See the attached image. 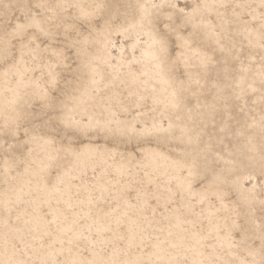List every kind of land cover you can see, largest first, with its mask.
<instances>
[{
    "label": "rangeland",
    "instance_id": "1",
    "mask_svg": "<svg viewBox=\"0 0 264 264\" xmlns=\"http://www.w3.org/2000/svg\"><path fill=\"white\" fill-rule=\"evenodd\" d=\"M84 1L87 13L75 0H0V233L10 250L0 242V264H12L9 253L23 264H69L73 255L79 264H264V0ZM23 66L21 79L31 82L5 118L2 76L14 84ZM98 103L112 114L102 109L99 122L81 115L80 105L90 112ZM43 141L52 157L41 188H62L72 152L85 145L108 153L109 167L72 169L69 205L22 199L3 207ZM149 152L165 159L156 171L145 168ZM116 162L123 173L113 171ZM36 213L50 232L27 220ZM97 218L108 226L100 232ZM71 220L80 238L53 241ZM175 235L184 248H168ZM154 243L169 249L165 262ZM48 247L53 258L35 254Z\"/></svg>",
    "mask_w": 264,
    "mask_h": 264
},
{
    "label": "bare ground",
    "instance_id": "2",
    "mask_svg": "<svg viewBox=\"0 0 264 264\" xmlns=\"http://www.w3.org/2000/svg\"><path fill=\"white\" fill-rule=\"evenodd\" d=\"M82 2H85V1L84 0H75V3L78 7V10L82 13L89 12L83 6ZM86 4H87V2H86ZM87 5H89V3ZM122 32L124 33L126 31L123 30ZM99 50L101 51L100 52V59L102 61H108L109 56L111 55V48L108 46V44L105 41L100 42ZM153 56H154V52L152 50H150L149 48H146L144 51L145 61H149ZM25 70H26V67H24V66L21 69L19 68L18 74H17V79H16L17 81L14 84H11L12 81L9 80V77L7 75L2 76L1 92L6 94V96H7L6 99L2 102V107H1V115L2 116L5 115V112L7 111V109L13 108V102H15L20 88L25 83L31 82L30 79L29 80L27 79V81H25V82L21 79L22 78L21 77L22 71L25 72ZM130 72H131V74H130ZM132 73L133 72L131 70H127V72H126L127 75L130 74V77H131V78H129L130 81H132L133 83L141 82L140 76H138L136 74H132ZM125 77H126L125 75L122 76V79ZM115 80H116V77L113 76V78L111 79L110 82L111 83L115 82ZM91 83H92V81H91ZM159 86L161 89L163 87V84H160ZM115 99H116V97L113 96V94H112L108 99V103H110V101L112 102L113 100L115 101ZM139 99H140V95H137V97H136L137 103H138ZM110 104L112 105V103H110ZM99 105H100V103L97 104L96 109L94 111H90V112H85L86 111L85 108H83L80 105V108L82 110L81 115H86L88 121H93V119H94L95 122H99L100 119H99V117H95L96 114H100L102 112V109H104L108 112H111L110 107L107 104H106L107 107L104 104L103 105L101 104L100 106ZM112 106H114V105H112ZM119 107H116V108H119ZM120 108H121V110L124 109L122 106ZM104 114L107 115L105 112H104ZM111 114H112V112H111ZM4 117L7 118L6 115ZM9 117L11 118V113H10ZM106 117H104V119H106L104 121H107V122L113 121L115 119V118H112L110 116L108 118H106ZM66 121H68L67 118H66ZM116 121H117V124L123 125L124 127H127V124L123 120L117 119ZM38 147L39 148L37 149V151H35L36 153L30 155V160L33 163V167H31L30 169H27L24 172L25 176H28L29 178L30 177L33 178L32 182L29 179H27L28 177H25V176L19 178L18 182H14V183H17V185L14 187V190L11 192H7V194H5L1 198V204L3 205V207H7L9 204H12V202L15 203V202L22 200V199H26V201L28 203H30L34 206L40 205L41 203L49 205L52 201H55V202L60 201L63 204L69 205V197L68 196H69V191H70L71 187L69 185L70 183H68L67 180H68V177L70 175V171L72 169L78 171L79 173H80V171L85 172L86 170L91 168L93 163L95 165H98L99 167H101L103 170H106L109 167L108 158L110 155L108 153H106L105 151H98V149L95 147H90L88 145H85V146L81 147L79 149V151L72 152V155L74 158V160H72V161H74V162H72V161L71 162L74 163V168L68 169L67 171H64L62 175H60L59 181L60 182L63 181L64 183H66L65 185H63L62 188H59L57 185H53L51 187L44 186L41 188V186L45 185L44 179L42 178V175H43V172L46 170V166L49 164L52 155L49 152V148H48L49 147V141H43L41 144L38 145ZM163 161H165V159L161 155L153 154L152 152H149L147 154V160L145 162V168L147 171H156V170H158L159 164L163 163ZM169 165L173 170L178 168L177 165L174 163H169ZM112 167H113V171L117 174L123 173L126 170V166L120 162L114 163L112 165ZM175 176L178 178L177 174H175ZM146 179H147V181L152 180V178L150 176H146ZM177 183H179V181ZM82 187H81V189L84 190V193L89 190V188L86 186H82ZM96 189H98L100 192L101 191L105 192V191H107V186L103 182H99L98 184H96ZM87 195H88V193L83 195V196L86 197ZM89 197L90 196H88V198ZM86 199H84V202ZM67 205H65V207ZM126 206H130V204L126 202ZM66 208L68 209V207H66ZM50 211H51V215L54 217H57V218H60L61 215H63V212L60 209H58L57 207H51ZM62 217H64V216H62ZM97 217H100V216H97ZM103 217H104V215H103ZM27 218H28L27 220L30 221L31 223H33L35 225L43 226L44 228H42V231L44 233L50 232L49 229L46 228L47 227L45 225L46 221L42 218L40 213L30 215ZM104 220L102 218H97V220L92 221V225L96 226V228L94 229L95 231L100 232L101 230L108 227L106 221H104ZM126 222L129 226L134 224L133 219H127ZM75 223H76V221H75ZM150 223L151 222H149V221L147 222V224H150ZM73 224H74V220H71L68 224H65L63 228H61L60 230H56L54 233H52L53 241H64V239H65L66 241L71 242L73 240L75 241V239L78 237L80 238V236H79L80 234H78V232L73 230V228H72ZM88 225H91V224H88ZM130 230H132V229H130ZM7 238H8L7 234L0 233V242L3 243V248L6 250V252L10 251L8 249V245H7ZM132 241H133V237H132L131 233L129 232L128 233V242L131 243ZM166 245L168 246V248H171L174 246H182L184 248L186 246V242L179 235H175L171 239L167 240ZM172 249H174V248H172ZM167 251H169V249H162L158 243H154L152 245L153 254L160 255V260L164 261ZM35 254L38 255V257L41 259L49 260V259L54 257V250L52 247H48L45 251H39L36 248ZM6 260L11 262L12 264H23V261L21 262L18 258L13 257L10 253L7 254ZM173 260H175V259H173ZM173 260L168 261L166 263L167 264H175V262ZM89 263L90 264H102V263H100L98 258H94V259L90 260ZM194 263H195V261H194ZM69 264H79L78 257L76 255L70 256L69 257ZM125 264H136V262L125 261ZM191 264H193V263H191Z\"/></svg>",
    "mask_w": 264,
    "mask_h": 264
}]
</instances>
